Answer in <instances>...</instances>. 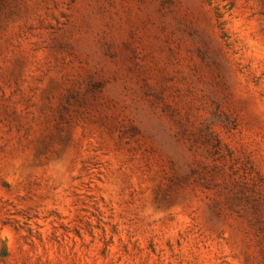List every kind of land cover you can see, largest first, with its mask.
Instances as JSON below:
<instances>
[{
  "label": "rangeland",
  "instance_id": "rangeland-1",
  "mask_svg": "<svg viewBox=\"0 0 264 264\" xmlns=\"http://www.w3.org/2000/svg\"><path fill=\"white\" fill-rule=\"evenodd\" d=\"M0 264H264V0H0Z\"/></svg>",
  "mask_w": 264,
  "mask_h": 264
}]
</instances>
